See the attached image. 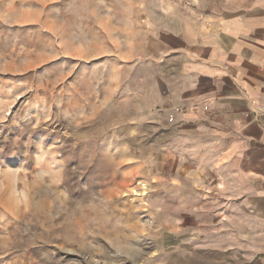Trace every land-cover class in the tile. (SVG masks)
<instances>
[{"label":"rangeland","instance_id":"1","mask_svg":"<svg viewBox=\"0 0 264 264\" xmlns=\"http://www.w3.org/2000/svg\"><path fill=\"white\" fill-rule=\"evenodd\" d=\"M193 1L0 0V264L153 257L172 206L138 58Z\"/></svg>","mask_w":264,"mask_h":264},{"label":"crops","instance_id":"2","mask_svg":"<svg viewBox=\"0 0 264 264\" xmlns=\"http://www.w3.org/2000/svg\"><path fill=\"white\" fill-rule=\"evenodd\" d=\"M138 60L172 206L146 264H264V0H194L157 20Z\"/></svg>","mask_w":264,"mask_h":264}]
</instances>
